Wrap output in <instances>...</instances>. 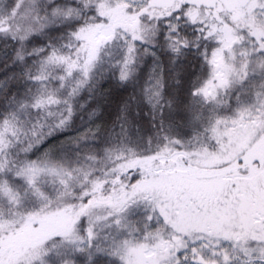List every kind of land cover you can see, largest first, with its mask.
I'll return each mask as SVG.
<instances>
[{
  "label": "snow or ice",
  "instance_id": "obj_1",
  "mask_svg": "<svg viewBox=\"0 0 264 264\" xmlns=\"http://www.w3.org/2000/svg\"><path fill=\"white\" fill-rule=\"evenodd\" d=\"M0 264H264V0H0Z\"/></svg>",
  "mask_w": 264,
  "mask_h": 264
}]
</instances>
